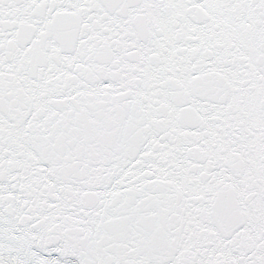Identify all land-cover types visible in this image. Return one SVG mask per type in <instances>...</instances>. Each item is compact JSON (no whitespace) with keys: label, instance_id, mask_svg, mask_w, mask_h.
Segmentation results:
<instances>
[{"label":"snow or ice","instance_id":"6c2138e0","mask_svg":"<svg viewBox=\"0 0 264 264\" xmlns=\"http://www.w3.org/2000/svg\"><path fill=\"white\" fill-rule=\"evenodd\" d=\"M0 264H264V0H0Z\"/></svg>","mask_w":264,"mask_h":264}]
</instances>
